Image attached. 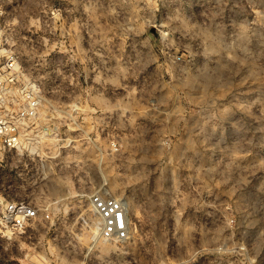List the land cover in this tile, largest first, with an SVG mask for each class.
<instances>
[{"label": "rangeland", "instance_id": "1", "mask_svg": "<svg viewBox=\"0 0 264 264\" xmlns=\"http://www.w3.org/2000/svg\"><path fill=\"white\" fill-rule=\"evenodd\" d=\"M0 28L41 88L0 146V211H38L0 264H264V0H0Z\"/></svg>", "mask_w": 264, "mask_h": 264}, {"label": "built area", "instance_id": "2", "mask_svg": "<svg viewBox=\"0 0 264 264\" xmlns=\"http://www.w3.org/2000/svg\"><path fill=\"white\" fill-rule=\"evenodd\" d=\"M1 36L0 28V146L14 150L22 145L25 120L34 118L38 112L41 88L36 81L19 80L16 57L13 51L3 44ZM14 87L19 90L17 93ZM90 204L94 213L101 218L102 237H127V209L120 200L94 193L91 195ZM37 216V208L23 201L7 202L0 211L1 223L11 231L25 228L27 223Z\"/></svg>", "mask_w": 264, "mask_h": 264}, {"label": "bare ground", "instance_id": "3", "mask_svg": "<svg viewBox=\"0 0 264 264\" xmlns=\"http://www.w3.org/2000/svg\"><path fill=\"white\" fill-rule=\"evenodd\" d=\"M162 35V34H161ZM122 201V198L120 199ZM123 202V201H122ZM98 221L101 224V218L98 216Z\"/></svg>", "mask_w": 264, "mask_h": 264}, {"label": "water", "instance_id": "4", "mask_svg": "<svg viewBox=\"0 0 264 264\" xmlns=\"http://www.w3.org/2000/svg\"><path fill=\"white\" fill-rule=\"evenodd\" d=\"M153 34H156V31L153 30Z\"/></svg>", "mask_w": 264, "mask_h": 264}]
</instances>
